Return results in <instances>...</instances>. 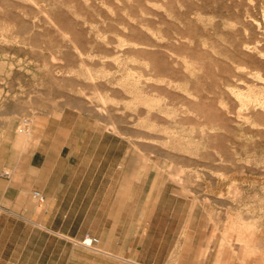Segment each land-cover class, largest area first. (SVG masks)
Here are the masks:
<instances>
[{
	"label": "rangeland",
	"instance_id": "obj_1",
	"mask_svg": "<svg viewBox=\"0 0 264 264\" xmlns=\"http://www.w3.org/2000/svg\"><path fill=\"white\" fill-rule=\"evenodd\" d=\"M57 185L75 227L127 198L129 250L29 264H264V0H0V202Z\"/></svg>",
	"mask_w": 264,
	"mask_h": 264
},
{
	"label": "crops",
	"instance_id": "obj_2",
	"mask_svg": "<svg viewBox=\"0 0 264 264\" xmlns=\"http://www.w3.org/2000/svg\"><path fill=\"white\" fill-rule=\"evenodd\" d=\"M50 176V173L45 175L46 179H49ZM80 183L81 182H79L78 185L79 188L74 190L73 199H75L77 192H81ZM66 191L67 190L62 192V189L58 185L55 190L50 192L47 191L46 187H44L43 192L39 191L44 197V202L38 203L35 201L38 205L37 207L33 208L32 204L30 203V207L24 210H21L20 208L17 209L16 204L10 203L8 207H5L0 202V264H29L28 261H30L34 256V250L37 252V260H46L47 262L50 260H56L57 262H63L66 246L61 241L66 240V238H79L80 240L86 234L98 239V244L96 246L99 245V242L104 243L105 240L111 241L108 246H102L100 249L102 251L112 252L116 249L129 250V247L125 246V244H119L116 238V232L118 228H123L124 226L128 228V223L123 224L121 221L123 218H128L129 203L127 198H125L124 201L121 199L120 201H115L108 204L104 203L99 206L91 207V210L94 213V218L98 219L101 223V226L98 228H87V226L81 222H79V225L75 227L73 221L70 222V219L74 220L77 217L81 219L85 216L84 207L82 205L83 201L81 196H77L78 200L75 201L72 215L68 216L66 213H64V211H62V204L65 200ZM30 195V201H32V192ZM2 219H4V226L6 224L9 225L10 221H12L14 229L16 225L20 223L23 225L24 231H26L28 234H33L35 231V234H40L43 236L46 234L53 237V242H50V244H44V242H42L39 246H34L32 244V246H29L27 243H25L21 246V248H17L16 243H14L12 247H8L7 242L2 245ZM110 220L113 221L111 222ZM109 222L110 228L107 230V223ZM139 229L141 231V224L137 226V234L141 233L139 232ZM71 245V251L76 254L78 260L81 259L82 250L89 252L91 250L82 248L79 244L74 246L73 242H71ZM28 246L30 249L27 250ZM136 247L137 246H135L133 250H136ZM26 251H30L31 253H26ZM54 251H56V254ZM89 256L91 258L89 257L88 259L90 260L87 261L93 264H129L127 259H118L114 262L112 258H109L104 254H89ZM131 264L146 263L136 259V261H132Z\"/></svg>",
	"mask_w": 264,
	"mask_h": 264
},
{
	"label": "built area",
	"instance_id": "obj_3",
	"mask_svg": "<svg viewBox=\"0 0 264 264\" xmlns=\"http://www.w3.org/2000/svg\"><path fill=\"white\" fill-rule=\"evenodd\" d=\"M32 198L38 202V203H43L44 202V197L39 191H33L32 192ZM98 244V239L96 237L90 236V235H84L80 240H79V245L82 248L85 249H92Z\"/></svg>",
	"mask_w": 264,
	"mask_h": 264
},
{
	"label": "bare ground",
	"instance_id": "obj_4",
	"mask_svg": "<svg viewBox=\"0 0 264 264\" xmlns=\"http://www.w3.org/2000/svg\"><path fill=\"white\" fill-rule=\"evenodd\" d=\"M262 12V11H261Z\"/></svg>",
	"mask_w": 264,
	"mask_h": 264
}]
</instances>
